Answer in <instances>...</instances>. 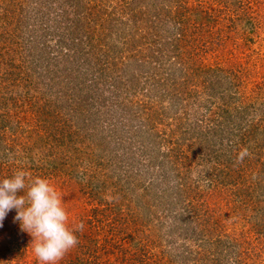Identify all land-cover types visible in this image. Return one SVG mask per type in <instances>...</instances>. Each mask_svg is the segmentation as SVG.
Here are the masks:
<instances>
[{
	"label": "rangeland",
	"instance_id": "1",
	"mask_svg": "<svg viewBox=\"0 0 264 264\" xmlns=\"http://www.w3.org/2000/svg\"><path fill=\"white\" fill-rule=\"evenodd\" d=\"M1 1L11 19L10 9L19 15L35 9L39 1L66 0ZM79 1L63 4L73 18L56 24L67 23V30L78 17L90 18V5L83 0L78 5ZM182 3L190 14L186 10L181 23L176 9L171 15L163 13L167 24L151 47L141 46L147 56L141 66L126 62L112 66L119 57L110 55V68L98 86L91 79L94 63L88 66L90 75L80 74L78 57L59 64L61 58L53 53L50 71L38 64L34 70V62H27L17 44L7 41L1 49L5 54L15 47L22 54L6 83L9 107L1 110L15 122L0 121V138L10 147L0 142V180L22 170L27 173L26 185L44 178L60 194L78 244L58 264H264V224L257 233L260 219L246 206L249 198L245 201L244 188L251 179L236 188L220 184L223 176L217 172V177L208 173L216 181L205 178L206 169L217 166L209 165L211 149L205 142L187 141L186 131L197 120L204 127L210 125L213 112L219 116L221 106L229 102L253 104L257 111L251 109L252 118L264 126L258 97V90L264 92V0ZM3 11L0 31L9 29ZM148 32L147 37L154 34ZM98 34L91 32L95 40L77 42L76 52L71 51L99 48ZM73 38L69 36L70 43ZM58 40L53 34L45 39L49 48ZM94 58L102 61V53ZM158 66L168 69L163 77ZM71 72L68 84L64 78ZM87 74L89 89L83 85ZM156 82L159 88L153 86ZM11 127L17 131L9 132ZM75 130L80 135L69 139ZM145 130L158 137L142 136ZM16 133L18 140L11 139ZM249 144L236 155L244 171L249 166ZM223 166L217 168L226 174ZM168 190L171 197L165 194ZM15 215V210L9 212L0 227V264H38L32 237L14 222ZM81 223L84 227L78 230Z\"/></svg>",
	"mask_w": 264,
	"mask_h": 264
},
{
	"label": "trees",
	"instance_id": "2",
	"mask_svg": "<svg viewBox=\"0 0 264 264\" xmlns=\"http://www.w3.org/2000/svg\"><path fill=\"white\" fill-rule=\"evenodd\" d=\"M56 1L60 2V0ZM67 1L68 0L64 1V3L60 2V4H57L55 1H51V3L44 1L40 4L39 1V5L35 9H27V12L25 13L21 11L19 15L13 14V11L10 9L11 19H7V14L9 12H6V10L3 11L4 4L3 1L0 0V10L4 12L5 18L9 24V29L5 28L0 31V121L4 124H8L11 121L15 122L14 119L3 114L1 110L9 107L8 102L11 99L6 95L9 89V86L6 83L13 75L11 73L14 72L16 63H20V55L22 54V52H19L15 47L9 49V53L2 54L1 49L4 48L7 41H11L14 45L17 44L18 47L23 48L27 62H34V70L37 69L36 66L38 64V67L41 65L42 68H46L50 71L51 65L49 61L51 60L53 53L54 57L61 58V62H58L59 64L67 63L69 60H74L73 58L77 57L79 61L81 59L82 64H80L79 61L77 62L78 67L81 66L79 70L80 74L83 71V74L85 72L88 73V66L91 67L93 65L92 63H94L95 66H93L95 69L92 71L91 76H93V78L91 79H95V81L92 82L98 86L101 83V78L105 75V69L110 68V66L107 65L110 64L107 62L110 55H113L114 58L119 57V59L111 64L112 66H118L125 62L130 65L136 64L137 66H141V63L146 61L145 58H147V56L144 54L146 47L141 48V46L148 45L147 47H151L150 44L154 41L153 39L157 34H160V31H162L163 27L167 24L163 20V13H169V15H171V11L176 9V11H179L181 14V23L183 21V14L186 18V10L190 14L188 6L186 7V5L182 3L183 0H83L90 5L91 12H89L88 15H91V17L82 16L81 19L78 17L75 25H71V27L66 30L67 23L63 25L66 21L65 19L73 18L71 11L62 8V6H64L63 4L67 3ZM80 1L77 3L78 5L81 4ZM173 3H177L176 8H172L171 5ZM238 18L240 19V16H238ZM58 20H62L63 24H56ZM93 20L95 22H93ZM39 21L41 23H39ZM185 21L190 22V19L189 21L188 19H185ZM177 23L178 21H176V25ZM62 27L63 33L60 34ZM57 29L59 30V33H56ZM50 30V34L58 36L59 39L55 45L56 47L53 48H49V44L45 41L50 35ZM148 31H153L154 34H152L151 37H147V34H149ZM82 32L84 33L83 35ZM91 32L99 33L96 36V41L100 43L99 48H96L95 45L92 50L87 51L84 49L81 53L76 54V51L74 50V47L76 46L75 43L80 42L81 44H89V41H87V43L85 41L95 40V36H91ZM70 35H74V38L71 39V43L69 41ZM138 36H140L139 39ZM180 36L181 34H178L176 38H179ZM91 43L93 44V42ZM95 48L96 51H94ZM72 49L75 52L71 51ZM97 52L102 53L103 60L101 61V58L97 59L101 64L94 61ZM117 54H120V56H115ZM44 60L48 63H45ZM158 64L160 65L159 61ZM72 69L73 68L71 67L70 70ZM156 69L161 77H163L166 70H168L165 68L161 69V66L156 67ZM72 74L73 72H71V74L69 73V76L64 78L68 80V84L70 83V75ZM88 74L90 75V72ZM91 76L86 78L83 83L84 88L86 89L91 88L89 86ZM72 78L75 80L78 79V77ZM153 86L159 88L160 83L156 82ZM226 91L227 90L225 89L222 92V98ZM258 92V97L261 100V111H263L260 117L263 119L264 92L263 90H258ZM233 95L235 96V94ZM233 98V96L230 97V99ZM253 106V104L244 106L229 102L228 104L221 106L218 112L219 116H216V113L213 112L215 118H211L210 125L204 127L203 125H200L197 120V123L193 125L190 124V126L186 128V131L187 141L191 140L194 143L205 142L208 146L207 148L211 149L209 153L211 162L209 165H212L213 163L218 167L219 165H224L223 167L225 169L228 168L226 169L227 173L225 174L223 173L224 169L218 170L217 166H215V168L212 165L210 168L208 167V169H206L208 172L203 174L205 178H207L210 171L214 177H217L215 176V172H217L220 173L219 176H223V179H219L220 184L225 186H232L233 184L236 188H238L239 185L244 184L247 179H251L250 185L244 188V193L246 195L245 201L249 198L248 205L246 206L251 210H254V214H252L253 217L260 219L257 224L258 228L256 229V232L259 233L261 225L264 224V126L262 122L255 123V118H252L254 117V114L251 109L256 110ZM17 124L18 128H20L19 120H17ZM182 126L184 127V123H182ZM14 130L15 129L11 127L9 132H13ZM16 131L17 130H15L14 133ZM69 134V139L80 135L78 130H75V132L71 131ZM66 135L67 133L65 132V136ZM141 135L146 137L149 135L153 139L158 137L153 134L151 130H145ZM10 138L18 140L17 133ZM0 142L4 144L5 148L9 147L6 140L3 142L0 138ZM247 143H250L249 146L252 144V146L246 147L251 151L247 158V160H249V166L247 167V170L244 171V169L240 167L241 162H239L240 159L237 158L236 155L238 150L243 147V144L247 145ZM205 161H207V167L208 160L205 159ZM161 166H164V164L162 165L161 163ZM231 171L235 173L232 174ZM244 172L247 173L245 176ZM208 177L211 181H216L211 179L210 175ZM227 178L229 180H227ZM241 190L243 192V189ZM170 193L169 190L168 192L165 191V194H168L171 197L172 194L170 195ZM217 243V245L220 244L219 246H222L224 242L223 240L218 239Z\"/></svg>",
	"mask_w": 264,
	"mask_h": 264
},
{
	"label": "clouds",
	"instance_id": "3",
	"mask_svg": "<svg viewBox=\"0 0 264 264\" xmlns=\"http://www.w3.org/2000/svg\"><path fill=\"white\" fill-rule=\"evenodd\" d=\"M26 178L27 173L21 170L0 180V227L15 210L14 222L32 237V253L38 264H58L78 239L68 227V213L55 187L39 177L26 185ZM25 188L26 193L20 194ZM83 227L81 223L77 229Z\"/></svg>",
	"mask_w": 264,
	"mask_h": 264
}]
</instances>
